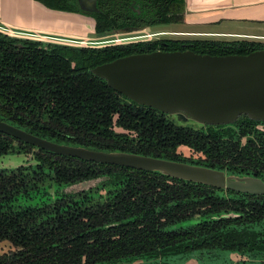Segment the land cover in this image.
I'll return each instance as SVG.
<instances>
[{
    "label": "trees",
    "instance_id": "obj_1",
    "mask_svg": "<svg viewBox=\"0 0 264 264\" xmlns=\"http://www.w3.org/2000/svg\"><path fill=\"white\" fill-rule=\"evenodd\" d=\"M37 1L91 14L99 37L181 24L186 11V0H98L95 12L83 11L76 0ZM97 45L0 32V119L62 144L264 179L263 121L242 115L232 124L178 126L168 114L134 102L92 72L136 53L248 54L263 49V42L161 38ZM11 153L32 154L36 164L0 169V242L13 247L0 254V264H177L170 258L222 250L242 255L238 264H264V196L59 155L0 131V156ZM98 178L96 187L64 190Z\"/></svg>",
    "mask_w": 264,
    "mask_h": 264
},
{
    "label": "water",
    "instance_id": "obj_2",
    "mask_svg": "<svg viewBox=\"0 0 264 264\" xmlns=\"http://www.w3.org/2000/svg\"><path fill=\"white\" fill-rule=\"evenodd\" d=\"M78 3L83 11H98V0ZM148 28H125L114 33L142 32ZM92 72L134 102L168 114L178 126L232 124L242 115L264 121V48L229 55L157 50L117 58L96 66ZM0 131L59 155L160 172L224 191L264 196V179L256 176L161 157L62 144L1 119Z\"/></svg>",
    "mask_w": 264,
    "mask_h": 264
},
{
    "label": "crops",
    "instance_id": "obj_3",
    "mask_svg": "<svg viewBox=\"0 0 264 264\" xmlns=\"http://www.w3.org/2000/svg\"><path fill=\"white\" fill-rule=\"evenodd\" d=\"M76 2L78 3V0ZM223 21L264 22V0H186L183 23L219 25ZM150 28L152 27L148 29ZM0 32L14 37L65 44H72L67 42L77 41L79 37L86 39L85 43H104L111 36H97L95 19L86 13L50 9L37 0H0ZM179 32L201 35H251L236 31Z\"/></svg>",
    "mask_w": 264,
    "mask_h": 264
},
{
    "label": "rangeland",
    "instance_id": "obj_4",
    "mask_svg": "<svg viewBox=\"0 0 264 264\" xmlns=\"http://www.w3.org/2000/svg\"><path fill=\"white\" fill-rule=\"evenodd\" d=\"M85 14V13H82ZM92 16L91 14H86ZM93 17V16H92ZM230 22V21H229ZM223 21L219 25H197V24H169V25H156L146 31L132 32L126 34H111L108 37L106 43H85L86 39L79 37L77 41L67 42L72 43L70 45L75 46H90V45H102V44H114V43H128L137 42L138 40H155L161 38H174V39H197V38H211L215 40H237L248 39L255 40L264 43V22H230ZM159 31V32H158ZM164 31V32H160ZM173 31V32H168ZM179 31H220V32H239L251 34L249 36L244 35H201L196 33H183ZM94 35V33H92ZM65 44V43H64ZM97 45V46H99ZM181 152L186 156H190L191 150L182 146ZM27 162L33 163L34 160L30 159L24 153H11L4 156H0V168H14L19 165H24ZM95 182H88L83 185H77L75 190L82 188H88ZM13 247L8 241L0 242V254L7 253L12 250ZM243 256L236 252L227 251H195L192 254L186 256L179 255L171 257V261L177 264H238L243 259Z\"/></svg>",
    "mask_w": 264,
    "mask_h": 264
},
{
    "label": "flooded vegetation",
    "instance_id": "obj_5",
    "mask_svg": "<svg viewBox=\"0 0 264 264\" xmlns=\"http://www.w3.org/2000/svg\"><path fill=\"white\" fill-rule=\"evenodd\" d=\"M139 41V40H138ZM264 122V121H263ZM25 154V153H24ZM28 157L30 156V159H32V160H34V162L33 163H29V162H27L28 164H36V161H35V159L33 158V155L32 154H26ZM26 163V164H27ZM20 166V165H19ZM119 166V165H118ZM16 167H18V166H16ZM16 167H14V168H16ZM1 169V168H0ZM7 169H11V168H7ZM100 181H101V179L100 178H98V179H94V180H89V181H83V182H80V183H77V184H73V185H71V186H67V187H65L64 188V190L65 191H67V192H71V191H80V190H87V189H90V188H93V187H96V186H98L99 184H100ZM88 182H95L93 185H91L90 187H88V188H82V189H80V190H75V187L77 186V185H83V184H85V183H88ZM53 190V189H52ZM101 192H103V193H105V190H102Z\"/></svg>",
    "mask_w": 264,
    "mask_h": 264
}]
</instances>
